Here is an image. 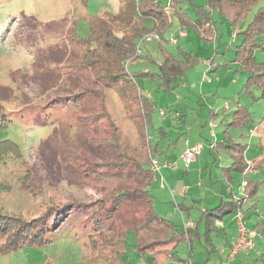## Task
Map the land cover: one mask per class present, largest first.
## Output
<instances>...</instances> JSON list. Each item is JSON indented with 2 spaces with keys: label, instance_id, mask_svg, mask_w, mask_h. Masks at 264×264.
Wrapping results in <instances>:
<instances>
[{
  "label": "rangeland",
  "instance_id": "obj_1",
  "mask_svg": "<svg viewBox=\"0 0 264 264\" xmlns=\"http://www.w3.org/2000/svg\"><path fill=\"white\" fill-rule=\"evenodd\" d=\"M192 1L178 6L192 21L198 18L196 7L209 11L213 37L187 26L180 28L173 16L162 36L156 31L150 33L158 39L136 41L140 54L125 66L130 72L147 68L150 73H158L169 55L181 66L182 73L171 77V89L163 87L160 77H135L141 94L151 105L146 129L151 146L160 147L158 153H153L158 164L175 158L185 139L200 144L201 152L206 153V158L197 156L206 165L193 174L194 178L189 179L180 170L172 190L175 198L168 188L165 196L156 182L149 190L158 214L168 217L169 213H177L179 217L176 204L189 203L193 206L191 218L197 220L204 205L213 208L206 205L213 200L200 202V193L224 191L227 197V190L232 188L236 195L242 194L246 175L257 186L241 208L242 224L247 229L252 227L249 218L253 217L254 206L260 215L264 214V99L246 95L243 86L249 74L239 70L235 59L243 32L257 9L264 7V0H259L246 18L236 23L208 8L207 0ZM128 5L129 0H0V146L12 144L19 151V158H12L10 153L5 163H0V211L21 214L27 221L43 217L50 231L44 235L46 244L0 254V264H145L151 260L148 254L132 251V231L126 232V253L118 258L110 255L107 247L94 252L87 248L96 203L101 204L107 194L140 182L130 165L117 169L104 165L117 161L108 142L112 122L131 147L137 144L138 136L133 119L128 117L135 107L125 100L120 85L107 89L102 101L98 92L102 86L94 82L90 70L73 66L79 52L71 36L87 38L91 21L102 18L112 25L115 36L122 37L131 24ZM134 20L152 23L140 16ZM256 42L262 47L253 50L254 58L264 62V31L256 35ZM78 91L83 94L76 96ZM253 92L255 97L260 96L257 89L253 88ZM238 105L247 107L251 114V120L241 127L234 120ZM211 123L217 128H211ZM211 129L216 136L211 135ZM222 139L224 144H217ZM210 145L217 147L211 152ZM230 145L240 148L247 161L243 172L232 173V187L219 173V165L227 164L229 168L234 161L232 146L226 148ZM186 186L192 187L185 196L190 202L180 196ZM176 192L180 193L177 197ZM144 211V202H138L122 206L109 222L104 221L106 213L94 216L103 221L104 231L114 232L127 230L134 220L143 218ZM231 217L233 214H227L221 220ZM173 223L180 225L178 219ZM219 233L215 230L212 234L217 251L223 248L216 239ZM261 236L260 254L242 250L235 258L237 263L264 264V229L258 233V238ZM203 242L205 246L194 241L191 251L185 243L178 245L182 260L187 261L191 253L193 264H220V256L211 250L210 242ZM246 255L252 258L250 262Z\"/></svg>",
  "mask_w": 264,
  "mask_h": 264
},
{
  "label": "trees",
  "instance_id": "obj_2",
  "mask_svg": "<svg viewBox=\"0 0 264 264\" xmlns=\"http://www.w3.org/2000/svg\"><path fill=\"white\" fill-rule=\"evenodd\" d=\"M193 3L192 0H129L130 27L128 33L122 37L114 35L113 27L102 18H94L91 22L90 32L87 38L78 39L72 35L76 49L79 52L77 60L73 66L77 68H88L96 84L102 86L98 90L103 101L105 91L115 85H120L125 95V100L135 107L134 113L128 117L133 119L137 131L138 142L135 146H130L127 141L120 137L117 126L112 122L109 132L108 142L114 148L115 163H105V167L120 168L130 165L133 168L134 176L140 180L138 184H129L118 189L114 193L107 194L100 203H96L97 208L93 213V233L89 236L87 248L92 252L97 251L101 246L110 249V253L116 257L121 256L126 248V232L133 233V251L141 255L161 254L166 259L165 264H193L183 261L176 250L178 245L185 243L189 247L192 239L198 237L195 229L187 230L185 233L179 231L167 218L160 216L153 205V197L149 187L154 182L155 173L151 168L150 157L157 148L151 146L147 132V118L151 111V105L147 97H144L140 88L135 82V77H151L153 80L160 77L161 84L165 89L172 88L171 77L182 73L179 62L171 55L166 56L159 66L158 73L150 71L130 72L124 66V62L131 58L136 51V41L144 35L153 31L162 36V32L171 26L170 17L175 16L180 28H194L198 32H204L206 36L213 37L211 14L202 7H196L198 18L192 21L178 6L182 2ZM259 0H207V7L226 15L232 23L244 20ZM140 16L150 25L136 22L135 17ZM264 31V7L257 9L252 21L243 32L242 44L238 46L235 62L239 70L249 74L243 89L247 96L255 100L264 99V62H257L253 55L256 47H262L256 42V35ZM161 38V37H160ZM71 39V40H72ZM264 49V48H263ZM160 84V85H161ZM161 85V86H162ZM104 88V89H103ZM253 88L259 91L260 96L255 97ZM97 92V91H96ZM79 91L76 96H79ZM83 94V93H81ZM80 94V95H81ZM235 125L243 126L247 120H251V114L247 107H239L234 113ZM264 123V116H263ZM224 144V143H219ZM232 146L231 157L234 159L229 168L223 169V176L231 180V174L235 171L245 170L243 151ZM214 147H217L215 145ZM153 149V150H152ZM11 153L12 158H19V151L15 145L6 144L0 146V163H5ZM120 166V167H118ZM257 191V186L253 181L247 180L239 199L222 200L218 206L210 211H205V231L214 230L211 225L222 216L232 214L237 211L242 212L243 201L251 197ZM138 202L145 204V216L142 219L134 220L132 226L124 231L106 232L102 228L103 221L97 220L95 214H105V222L111 221L122 206H129ZM43 217L34 218L27 221L21 214H7L0 211V254H8L17 251L23 246H41L46 244L44 235L50 232L47 229ZM208 219V220H206ZM58 220L56 217L55 221ZM61 222V220H59ZM201 222V221H200ZM264 227V219L255 225L256 232ZM210 228V229H209ZM264 229V228H263ZM126 253V252H125Z\"/></svg>",
  "mask_w": 264,
  "mask_h": 264
},
{
  "label": "crops",
  "instance_id": "obj_3",
  "mask_svg": "<svg viewBox=\"0 0 264 264\" xmlns=\"http://www.w3.org/2000/svg\"><path fill=\"white\" fill-rule=\"evenodd\" d=\"M140 71V70H139ZM144 72H146V71H148L147 70V68H145L144 70H143ZM134 72V71H133ZM136 72V71H135ZM203 86V85H202ZM239 107H240V105H238ZM225 108H226V106H225ZM211 113L212 114H214V112H212L211 111ZM161 114V113H160ZM263 114H264V111H263ZM176 116H178L179 118H180V115H178V114H176ZM214 116V115H213ZM211 126V128H217V125L216 124H213V123H211L210 124ZM160 133L161 134H163L164 133V130L162 129V128H160ZM211 135H215L216 136V132L214 131V130H212L211 129ZM153 139V138H152ZM150 142H151V139H150ZM220 143H224V140L222 139L221 141H220ZM217 144H219V143H217ZM156 146V148H157V150L155 151L154 150V153H158V151H160V150H158V149H160V147H159V145L158 144H156L155 145ZM155 146H154V148H155ZM193 146H199L200 147V153H199V156L198 157H203V158H206V153H202L201 152V149H202V146L200 145V144H198V143H195V144H191V142L188 140V139H185V140H183V144L182 145H180V147L178 148V151H177V153H175L174 154V157L175 158H173V159H171L170 160V162H175V164H176V168L175 169H170V170H175V173L174 174H172L170 171H168V168H164V167H161V169H160V176L163 178V180L165 181V183H166V187L165 188H162L161 187V182H160V177H157V175H155V177H154V182H156V183H158L159 184V189L160 190H162L164 193H165V196H167V194H168V192L166 191L167 189L166 188H168V191L169 192H172V190H174L175 189V187H176V183H178V178H177V176H179V172H180V170H182L183 171V174L184 173H186V174H188V177H189V179H192V178H194V173L195 172H197L198 170L199 171H201L202 170V166H204V165H206L205 163H204V161H201L200 159H198V157L196 158V160L188 167V168H185V166L183 165V163H182V161H181V159H180V155H181V153L185 150V148H187V147H193ZM215 145H210V149H211V152L215 149V147H214ZM153 154V153H152ZM213 154V153H212ZM213 155H215L216 156V154H213ZM151 156H153V155H151ZM154 157V156H153ZM169 162V160H163V163L164 162ZM244 161H245V164L247 163V161L245 160V158H244ZM163 163H162V165H163ZM220 167H219V173H220V177H221V179L227 184V185H229L230 187H232L233 186V177H232V174H231V180L230 181H228V179L226 178V177H224L223 176V173H222V170L223 169H226L227 167H228V165L226 164V165H224V166H222V165H219ZM162 168H163V170H162ZM184 168V169H183ZM186 170H188V171H186ZM190 170V171H189ZM164 172V174H162ZM200 173H202V172H200ZM199 173V174H200ZM199 174H197V176L200 178V176H199ZM163 176H165V177H163ZM186 179H187V177H185ZM166 179H167V181H168V183L166 182ZM248 179H247V177H246V175L244 176V179H243V181H242V183L243 182H245L246 183V181H247ZM181 182H184V181H181ZM186 182V181H185ZM170 185V186H169ZM171 187H173V188H171ZM187 187V186H186ZM192 189V187L191 186H189V187H187V188H185V190L183 191L182 189V193L181 194H183V195H180V193H177L176 192V197L177 196H182L184 199H185V201L187 200L186 199V197H187V195H186V191L187 192H189L190 190ZM243 190V189H242ZM241 191V190H240ZM224 191H222L221 192V194H218V193H216V192H214V191H212L210 194H208V195H204L203 193H200L199 194V196L201 197L200 198V202L201 203H203V202H207L208 200H213V202H211V203H209V204H206V205H209V207H213V208H210V209H208V208H206V206L204 205V207L201 209V212H200V215H199V217H198V219L197 220H194L193 218H191V210L193 209V206L192 205H190L189 203H177L176 204V207H177V209L179 210V212H180V216L178 217L177 216V213H169L168 215V217H170V218H168V217H166V216H163V217H165V218H167L168 220H170L171 221V219L173 220V221H171L172 223L174 222V221H177V219H178V221L180 222V225L179 224H175V223H173L174 225H176L177 227H178V229H179V231H181V232H183V233H185L187 230H185L184 228H183V222H185V221H188V220H191L194 224H195V226L192 228V229H195V230H197V232H198V237H194L193 239H192V245H190V247H189V245H188V249L191 251V248H192V246H193V243H194V241H198L201 245H203V246H205L206 245V243L205 242H203L204 241V239L206 240V242H210L209 243V245H210V248H211V250H214V251H216L218 254H219V260L221 261L220 262V264H222V263H226V262H230V264H234V263H236V264H241V263H237L236 262V260H235V258H236V256L237 255H239V254H241V253H239V252H237V253H235L234 254V256H233V259H232V261H230V252H231V249L233 248V246H234V244H235V242H236V238H237V236H238V223H237V226H236V224L234 225V219H235V213H232L233 214V218L231 217V219L230 220H228V219H226V218H222V220L221 219H216L215 221H214V223L213 224H211V225H213L214 226V230H209V231H211V232H207V231H205V218L204 219H202L203 218V214H204V212L205 211H210V210H212V209H214L216 206H218L219 204H220V202L222 201V200H232V199H239L241 196H242V194H238V195H236L234 192H233V189L232 188H230V189H228L227 190V193H228V196L227 197H224ZM171 194V193H170ZM172 194H173V196H174V198H175V194L172 192ZM186 196V197H185ZM248 198V197H247ZM246 199V198H245ZM189 200H187L186 202H188ZM220 201V202H219ZM190 202V201H189ZM219 202V203H218ZM244 202V201H243ZM194 203H196V201L194 202ZM153 205H154V199H153ZM216 205V206H215ZM154 208H155V205H154ZM156 210V209H155ZM186 213H185V212ZM251 211H253V217L250 219L249 218V223H250V225H252V227H247V229H249V230H253L254 232H255V234H256V236L253 238V240H255V239H257V242H253L254 243V247H253V251H254V253H255V255H259L260 254V246L262 247V245H261V243L259 242V240L260 241H262V239H263V237L261 236V237H259L258 238V233L256 232V229H255V225L257 224V223H260L263 219H264V214H261L260 215V212L256 209V207L254 206L253 208H252V210ZM145 212V211H144ZM160 215V214H159ZM144 216H145V213H144ZM143 216V217H144ZM160 216H162V215H160ZM173 217H176V218H173ZM225 219V220H224ZM136 220H139V219H136ZM206 220H208V219H206ZM224 220V221H223ZM201 221V222H200ZM252 221H254V222H252ZM210 229V228H209ZM188 230H191V229H188ZM215 230H217L218 232H221V233H219L217 236H216V239L218 240V243L223 247V248H220L218 251H217V249H216V247L213 245V239H212V234H213V232L215 231ZM263 230V228H259L258 229V232H261ZM129 231H131V230H129ZM231 237V239H229L228 237ZM259 246V248L258 249H256L257 247ZM126 248H127V246H126ZM126 248H125V252H126ZM177 250V249H176ZM228 250V251H227ZM132 251H133V246H132ZM125 252L124 253H122L121 255H125ZM226 252H227V254H226ZM110 255H111V253L110 252H108ZM149 256H150V258H151V260H149V261H147V262H145V264H165L166 263V259L164 258V256L163 255H161V254H155L154 256L153 255H151V254H148ZM190 256H191V259L193 260V257H192V255H191V253L189 254ZM189 255H188V258H189ZM113 256V255H112ZM223 256H225V260L223 259V260H221L222 259V257ZM247 256V260L249 261V260H252V258H250V256L249 255H246ZM261 256H264L263 254H261ZM113 257H116V256H113ZM118 258V257H117ZM187 258V259H188ZM221 258V259H220ZM263 261H264V258L262 259ZM194 261V260H193ZM250 262V261H249ZM246 264H249V263H246Z\"/></svg>",
  "mask_w": 264,
  "mask_h": 264
},
{
  "label": "built area",
  "instance_id": "obj_4",
  "mask_svg": "<svg viewBox=\"0 0 264 264\" xmlns=\"http://www.w3.org/2000/svg\"><path fill=\"white\" fill-rule=\"evenodd\" d=\"M154 37L158 39V37L155 35L147 34L144 37H142L140 40H144V39L151 40ZM173 41H175V40H173ZM139 54H140V49L137 48L135 51V54L131 58H129L128 60H126L124 62V66H126L127 63L133 59V57L135 58ZM160 113H161V115L163 114L162 111H160ZM148 139L150 140L149 136H148ZM199 153H200V147L199 146H193V147L185 148V150L180 155V159H181L183 165L185 166V168H188L196 160V157L199 155ZM150 161H151V168H152L153 172L155 173V175L156 174L160 175L161 167L168 168V169H175L176 168L175 162H166L165 161L163 163V165L160 166L158 164V162L156 161V159L153 158V156L150 157ZM160 182H161L162 188H165L167 186L165 181L163 180V178L161 176H160ZM245 184H246L245 182H243L241 184L242 189L245 186ZM171 195H173L172 192H171ZM241 214H242V212H240V211H237L235 213V218L237 220L239 227H238V236L236 238V242H235V244H234V246L230 252V261H232L235 253L240 252L242 250H250V249H253V247H254L253 238L256 236V234L253 230L246 229L243 226ZM194 226H195V224L191 220L183 222V228L185 230L192 229ZM188 259H189V263L192 262L190 255H189ZM223 264H230V262H226Z\"/></svg>",
  "mask_w": 264,
  "mask_h": 264
}]
</instances>
